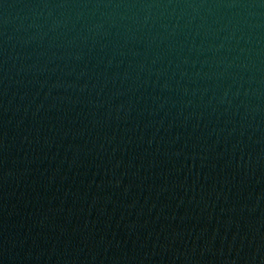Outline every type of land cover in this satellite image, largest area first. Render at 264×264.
Segmentation results:
<instances>
[{"label":"water","instance_id":"95a60500","mask_svg":"<svg viewBox=\"0 0 264 264\" xmlns=\"http://www.w3.org/2000/svg\"><path fill=\"white\" fill-rule=\"evenodd\" d=\"M0 264H264V0H0Z\"/></svg>","mask_w":264,"mask_h":264}]
</instances>
